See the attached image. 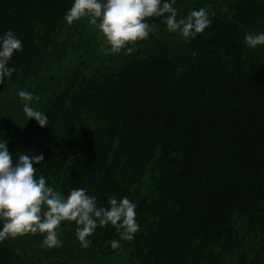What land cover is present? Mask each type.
Segmentation results:
<instances>
[{
	"label": "trees",
	"instance_id": "obj_1",
	"mask_svg": "<svg viewBox=\"0 0 264 264\" xmlns=\"http://www.w3.org/2000/svg\"><path fill=\"white\" fill-rule=\"evenodd\" d=\"M95 2L0 0V92L34 79L48 51L58 53L63 23ZM205 4L191 43L148 52ZM130 5L145 27L113 42V64L71 75L16 170L63 176L86 253L77 264L115 251L131 214L139 221L131 264H264V0H112L114 10ZM6 190L0 264H29L14 248ZM64 255L52 264L76 261Z\"/></svg>",
	"mask_w": 264,
	"mask_h": 264
},
{
	"label": "rangeland",
	"instance_id": "obj_2",
	"mask_svg": "<svg viewBox=\"0 0 264 264\" xmlns=\"http://www.w3.org/2000/svg\"><path fill=\"white\" fill-rule=\"evenodd\" d=\"M210 10L211 6L205 4L200 10L182 14L177 23L167 26V32L159 33L155 48L148 52L157 53L160 44L176 52L187 46ZM143 23L131 5L114 10L112 0H96L89 10L63 23L53 37L58 53L53 55L48 51L46 57H51V61L37 70L34 79L12 85L5 94L0 92V187L3 190L7 186L3 194L7 197V219L13 225L15 251L29 257V264H52L60 254L69 257L71 253L77 257L73 255L76 261L69 263L77 264L85 261L86 253L81 249L80 234L71 227L76 223H70L63 176L24 175L16 170L15 160L26 138L40 125L47 107L56 93L65 88L71 75L87 74L113 64L119 56L113 42L118 45L122 40L130 42V35L142 30ZM134 50L132 45L126 53ZM149 178L148 173L143 177V191L147 190ZM123 227L120 246L89 264L132 263L128 241L139 229L138 216L129 215Z\"/></svg>",
	"mask_w": 264,
	"mask_h": 264
}]
</instances>
